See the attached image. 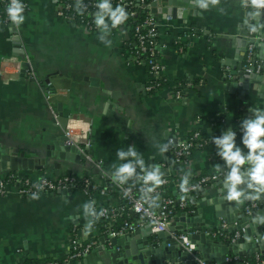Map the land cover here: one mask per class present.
Wrapping results in <instances>:
<instances>
[{
  "label": "crops",
  "instance_id": "obj_1",
  "mask_svg": "<svg viewBox=\"0 0 264 264\" xmlns=\"http://www.w3.org/2000/svg\"><path fill=\"white\" fill-rule=\"evenodd\" d=\"M19 1L26 5L23 23L0 21V63L8 57L16 59L6 67L11 78L3 81L0 77V158L23 153L36 163L31 169L14 171L21 176L82 175L100 187L108 185L112 192L116 191L114 182L118 181L112 178L122 177V181L124 173L120 169L132 161L147 177L166 176L169 181L164 191L176 200L183 197L190 206L177 209L172 220L182 211L190 213L198 204L201 209L198 216L208 225L207 230L218 229L222 221L225 223L222 229L232 225L215 216L218 205L201 201L203 197H214L220 189L218 185L211 187L208 182L201 186L202 191L185 194L180 189L182 184L200 176L230 174L235 162L227 164L222 155L223 145L215 142L226 135L234 133L232 152L239 149L245 161L251 154L244 143L245 122L264 115V72L260 81L249 83L246 90L233 85L229 76L223 79V75L243 61L235 42L240 27L249 32L253 26L256 28L257 52L264 53V13L254 6L244 7L240 0H219L215 5L211 0H176L182 4L179 9L184 10V17L155 13L156 58L163 65L164 84L147 92L144 88L148 76L145 68L130 58L126 30L110 29L104 21L87 31L57 17L55 0ZM202 3L207 7H202ZM19 51L30 59L36 81L20 73L13 76L15 64L20 60L15 54ZM255 51L252 48L251 52ZM177 87L182 88L179 98L173 95ZM46 89L56 93L54 109L57 103L61 104L66 125L73 127L75 137L88 140L85 153L91 161L79 153V163L55 157L38 163L46 145L63 133L56 115L54 118L47 108ZM240 127L245 131L239 132ZM193 130L199 131L205 144L193 148L184 163H173L168 138L183 139ZM259 139L264 141V136ZM259 151L255 154L259 155ZM119 152L125 155L121 158ZM94 167L98 172H91ZM245 167L254 168L255 164L240 165L239 174ZM2 173L5 171L0 169ZM38 197H21L13 191L0 196V264L38 259L57 263L65 259L72 236L95 241L96 246L81 258L68 259L67 264H113L114 246L106 243L91 206L119 207L117 195L95 192L90 201L73 189ZM243 198L250 200L243 201L239 213L249 201H263L264 191L255 198L251 190ZM262 210L254 209L257 216L253 227L259 228V232H264ZM122 215L128 223L138 224L135 228L145 225L131 211ZM223 233L228 235L229 231ZM219 237L207 238L224 240ZM117 241L122 243L123 239L117 237ZM251 252L248 250L244 255Z\"/></svg>",
  "mask_w": 264,
  "mask_h": 264
},
{
  "label": "built area",
  "instance_id": "obj_2",
  "mask_svg": "<svg viewBox=\"0 0 264 264\" xmlns=\"http://www.w3.org/2000/svg\"><path fill=\"white\" fill-rule=\"evenodd\" d=\"M133 1L134 0H108V3L111 5L112 11H115L117 6L122 7L130 19L134 18L137 14V8L145 12L144 17L140 21L135 23V25H133L132 32H127L129 38L131 37L134 40V48L131 49V47L127 46V49L129 50L130 58L133 63H135L136 65L146 66L148 82L146 83L144 89L145 91L150 92L160 88L164 84L163 65L156 58V43L158 35L157 23L154 16L149 11L150 2L146 3L144 0H135L136 3H134ZM19 2L23 5L24 12L26 9V5L21 1ZM103 2L104 0H73L72 4V2L69 3L65 0H55V14L57 17L67 22L78 24L88 31L95 28L97 13H99L101 16H103L107 27L110 28V26L112 25L110 13L101 11L99 8V5ZM240 2L244 7L253 6L251 0H240ZM10 3L11 0H0V6H3L5 9L3 16H1L0 14V21L5 22L6 20H10L7 11ZM257 9L264 13V7ZM108 16H110V18H108L109 20L105 19V17ZM123 27V25L117 26V28ZM123 29L126 30L125 28ZM251 50L252 46L247 45L244 57L246 62L249 61ZM15 60L16 59L14 57H8L1 61L0 77L3 81L11 78L10 76L8 77V71L6 67L8 66L7 64ZM22 63L25 65V67L23 68L21 67ZM15 66L16 71L13 76L16 75L17 77L20 73L21 75H23V77L36 81L32 63L26 55H23V57L20 58L19 63L17 62ZM181 90V87H177L174 89L173 95L175 98L180 97ZM55 94L56 93L54 91H51L49 89H46L45 91L46 105L54 118L56 115L53 104ZM238 130L239 132L245 131L243 127H240ZM63 135L64 137H66V144L74 145L76 150L78 151V154H82L86 160L91 161V159L85 153V148L88 146L87 139L83 138L78 140V138L75 137L76 132L70 125L65 126ZM205 142L206 140L197 130H193L183 139H177L175 137L168 138V143L170 147H172L170 150L171 161L176 164L184 163L188 158L191 150L195 147L203 146ZM95 165L98 167V164ZM128 166L132 169V171L130 174L124 173V177L130 178L136 172L138 176L137 188L131 185H124L121 180L115 181V190L118 192V197L120 198L119 207L113 208L108 206H91L92 216L95 221L100 224L107 239L106 243L108 245L111 244V238L121 237L125 233L132 232L138 225H132L125 219H123L121 221V224L118 227H115L117 217H120L124 213V211L133 212L141 221V223L149 224L150 231L152 233L158 231L166 232L167 227L172 221V217L174 215L172 210L173 207L176 206L177 209H182L186 205H188L185 203L183 197L176 200L172 196L169 197L162 194L164 186L169 181L166 176H160V178L158 179L160 183H157L155 181L153 184H150L152 181H147L148 177L145 175L143 169L139 167L135 162L131 161ZM221 176H223L222 173L200 176L195 180L183 184V189L181 188L180 191L182 194L193 192L198 187H201L208 182L210 183L211 181H214ZM78 185L82 187L80 192L83 195H86L90 201H92V194H89L87 192L88 189L98 188V192L104 193L106 188V186L100 187L92 183L86 176H76L70 173L51 177L46 175H39L36 178L21 176L14 171L0 174V196H5L13 191L21 197H32L34 194L38 196L40 194L59 193L61 190L66 189H77ZM160 187H163L162 190H160ZM188 199L191 200L189 196ZM259 207L264 209V200L261 201L260 204H257L255 201H249L244 205L242 214L247 215L252 210ZM232 225H235V223L232 222ZM224 226L225 223L222 221L218 229H205L204 233L206 237H210L213 239L219 236V238L223 237L224 240H221L220 242L223 241L228 243L235 242V240L240 238L244 233V228L240 227L239 229L231 231V234L226 235L225 233H223L224 229L221 228ZM171 234L172 236L181 239L184 242L187 250H190L194 247V244L186 242L184 236L180 234L177 235L175 233ZM95 246V241H82L80 238L72 236L69 239V250L64 260H60L57 263L52 261H43L35 264H67L68 259L81 258L87 255ZM196 253L197 252L189 253L190 257L197 261L196 264L209 263L205 262V260L197 258L195 256ZM252 254V260L254 264H264V252L254 251ZM239 258L240 255L230 252L225 256L224 261L237 263L239 261ZM244 264H247V262L244 261Z\"/></svg>",
  "mask_w": 264,
  "mask_h": 264
},
{
  "label": "water",
  "instance_id": "obj_3",
  "mask_svg": "<svg viewBox=\"0 0 264 264\" xmlns=\"http://www.w3.org/2000/svg\"><path fill=\"white\" fill-rule=\"evenodd\" d=\"M160 5L161 7H157ZM182 4L176 0H152L149 3V11L152 15L155 13H164L166 15L176 14L178 17H184V10L179 9ZM189 7V6H188ZM13 27V24H11ZM249 26V25H248ZM14 28V27H13ZM236 44L238 46L239 54L243 55V61H238L230 70L224 72L223 79L226 76L230 77L232 84L236 85L240 90H246L249 83L259 82L261 74L264 72V53H258V43L255 32H249L244 27H240L239 31H236ZM239 40V41H238ZM16 43V42H14ZM251 45L255 52H251L249 61L246 62L244 55L246 53V46ZM242 48V49H241ZM20 58L23 57L22 52L15 54ZM260 63H258V60ZM258 66V67H257ZM21 67H25L22 63ZM239 90V92H240ZM56 121L58 122L61 130H64L67 122V117L62 115L61 104L57 103L55 106ZM66 137L63 133L53 140L51 145H46L45 151L38 160L39 164H43L48 158L55 157L60 160L73 161L79 163V154L75 146L72 144H66ZM0 169L5 172L31 169L34 166L33 159H29L24 156L23 153L17 155L2 156L0 158ZM41 167V165H38ZM253 167L243 168V172L240 174L241 182L235 185V190L241 193L239 199L241 203H237L236 200H228L226 197L229 195L230 189L233 187L232 182L229 179V173L227 176H221L218 179L210 182L211 187L218 185L220 189L217 190V194L211 199L202 198L204 203H210L218 205V209L215 211V216L224 218L229 224L234 222L235 225L228 226L226 229L229 232L244 228V233L240 238L233 243L228 242H216L207 238L204 230L208 225L198 216L201 212L198 204L194 205L190 213L182 211L180 215L174 217L169 223L167 231L184 236L187 243L194 244V247L190 250L186 249L184 242L166 233L165 231H158L152 233L150 231L149 224H145L143 227L135 228L132 232L125 233L121 238L122 243H118L117 238H111L110 242L114 246L113 250V264H196V260L190 257L189 253H194L199 259L205 260V262L214 261L215 264H221L224 262V258L227 253H235L242 255L248 250L264 252V232L254 229L253 222L256 219L255 211L252 210L249 214L243 215L239 213V209L242 206L244 200L243 196L248 194V191H253V196L258 197L261 191H264V186H260L261 183H252L251 173ZM149 172V170H146ZM91 172H98V168L94 167ZM107 174H109L107 172ZM148 176V175H147ZM122 177H113V180H120ZM151 182V179H147ZM256 185V186H255ZM70 189L61 190L59 193L64 194L69 192ZM202 191V187L197 189ZM190 206L186 205L185 208ZM193 206H191L192 208ZM234 213L238 215L233 216ZM260 218L264 217V210L261 211ZM181 222L180 225H176L175 222ZM209 227H212L210 225ZM210 264V263H207Z\"/></svg>",
  "mask_w": 264,
  "mask_h": 264
},
{
  "label": "clouds",
  "instance_id": "obj_4",
  "mask_svg": "<svg viewBox=\"0 0 264 264\" xmlns=\"http://www.w3.org/2000/svg\"><path fill=\"white\" fill-rule=\"evenodd\" d=\"M213 5L218 4L219 0H211ZM252 5L255 8L264 7V0H251ZM202 7H207V4L202 3ZM101 11L110 13L112 25L113 27L119 26L122 22L127 19V13L124 11L122 7L117 6L115 11H112L111 5L108 3V0H104L103 3L99 5ZM24 10L23 5L19 2V0H11L10 6L8 7V16L9 19L12 21L13 24L19 25L22 24L24 21V16L22 12ZM255 15H259L256 13ZM96 25H103L104 18L99 13H97V19L95 21ZM253 32L256 31V28L253 26L251 29ZM256 113H260L259 109H252ZM247 126V138L245 139V145L251 150V154L248 157V160L241 156L239 149L236 152H232L233 144L232 136H225L222 140H216L217 144H222L224 147V151L222 155L226 158V160L231 163L235 162V167L232 168V171L229 174V179L232 182L233 187L229 191L228 200H236L239 204L240 202V195L241 193L235 190V185L241 182V176L239 174V166L244 164L245 162H251L255 164V167L251 173L252 180L255 182H259L264 184V141L260 140L259 137L264 136V115H258L255 121H246ZM259 151V155H256V150ZM131 151V150H130ZM135 155V153H132ZM121 158L125 155L123 152L118 153ZM218 167V166H217ZM122 173H131L132 169L129 166H124L120 169ZM148 179L154 180L157 183H160L158 177L154 175H150ZM183 189V184L181 185ZM33 199H38L37 195L32 196Z\"/></svg>",
  "mask_w": 264,
  "mask_h": 264
},
{
  "label": "trees",
  "instance_id": "obj_5",
  "mask_svg": "<svg viewBox=\"0 0 264 264\" xmlns=\"http://www.w3.org/2000/svg\"><path fill=\"white\" fill-rule=\"evenodd\" d=\"M65 1H67V2H69V3L72 2V4H73V0H65ZM144 1H145L146 3H148V2H150L151 0H144ZM133 2L136 3L135 0H134ZM4 11H5L4 7H3V6H0V14H1V16H3ZM72 11H73V10H72ZM136 11H137V14L135 15L134 18L130 19V18L127 16V19L119 25V26H122V25H123V26H124L123 28H125L126 31H127L128 33H131V32H132L133 25H135V23H137L138 21H140V20L144 17L145 12H143L142 10H139L138 8L136 9ZM108 18H110V16L105 17V19H108ZM108 20H109V19H108ZM69 23H70V22H69ZM110 28L113 29V28H117V27H113V25H111ZM127 46H128V47H131V49L134 48V40H133V38L130 37V38L128 39V41H127ZM143 67L145 68V71H146V66L143 65ZM228 163H229V162L227 161V164H228ZM230 166H231V165L229 164V165L226 167L227 170L229 169ZM227 170H226V171H227ZM86 177H87V176H86ZM137 177H138V176H137V173H136V172H135V173L133 174V176L130 177V178H126V177L123 176L122 183H123L124 185H131V186L137 188V185H138V183H137ZM88 178H89V177H88ZM159 178H160V176L158 177V179H159ZM154 182H155V181L151 182L150 184H153ZM162 188H163V187H160V190H162ZM81 189H82V187H81L80 185H78L77 189H75V190L81 191ZM86 190H87V189H86ZM196 190H197V189H195L194 192H195ZM98 191H99L98 188H97V189H88V190H87V192H88L89 194H92V195H93L95 192H98ZM109 191H110V189L108 188V185H106L105 192L108 193V194H114V195H117V197H118V192H117V191H114V192H112V191L109 192ZM162 194L171 197L170 194H168V193H166V192L164 191V188H163ZM119 199H120V198H119ZM253 201H255L257 204H260L262 200L254 199ZM172 210H173V214L176 213V211H177V207L174 206ZM123 219H124V216H123V215H121L120 217H117V220H116V223H115V227H118V226L121 224V221H122ZM229 234H231V232H229ZM251 254H252V252H251ZM251 254H249V255H240L239 261H238L237 263H232V262H229V261H224V262L221 263V264H244V261H246L247 264H254V262H253V260H252V255H251ZM43 261H47V260L38 259V260L24 261V262H22V263H20V264H35V263L43 262Z\"/></svg>",
  "mask_w": 264,
  "mask_h": 264
}]
</instances>
